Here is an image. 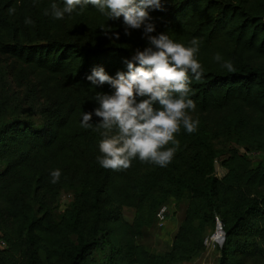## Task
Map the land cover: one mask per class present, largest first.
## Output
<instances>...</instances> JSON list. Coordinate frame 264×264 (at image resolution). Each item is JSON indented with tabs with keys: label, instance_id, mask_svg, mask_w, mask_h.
Segmentation results:
<instances>
[{
	"label": "trees",
	"instance_id": "16d2710c",
	"mask_svg": "<svg viewBox=\"0 0 264 264\" xmlns=\"http://www.w3.org/2000/svg\"><path fill=\"white\" fill-rule=\"evenodd\" d=\"M52 3L64 6L0 0V264L189 262L205 251L215 217L224 231L215 264H264V0H166L165 11L150 10L153 35L201 41L204 72L189 96L199 123L194 133L181 125L166 167L136 158L121 171L96 159L99 118L80 126L97 93L112 91L86 77L97 66L125 71L123 60L147 41L142 29L125 35L122 18L92 5L56 20L45 15ZM170 202H185L183 217L169 247L151 250L138 238ZM124 208L133 209L131 220Z\"/></svg>",
	"mask_w": 264,
	"mask_h": 264
},
{
	"label": "clouds",
	"instance_id": "9594fccd",
	"mask_svg": "<svg viewBox=\"0 0 264 264\" xmlns=\"http://www.w3.org/2000/svg\"><path fill=\"white\" fill-rule=\"evenodd\" d=\"M63 3L62 8L52 3L45 9V15L62 20L66 14L70 16L77 9L82 13L87 5H92L108 19L122 18L125 35H130V30L142 29V38L147 41L143 49L137 48L130 59L123 60L125 71L117 70L113 76L103 66H97L86 77L95 87L107 84L112 89L111 93L98 92L94 98L98 106L83 112L80 121V126L88 129L93 127V115L99 118L95 123V130L102 137L98 142L101 153L96 157L98 163L102 168L121 171L138 158L166 167L176 152L175 147L166 146L178 145L175 134L181 125L188 133H194L199 123L189 115V111L196 109L189 96L192 80H201L204 72L196 58L201 41L194 37L185 46L165 32L152 34L156 28L150 10L165 11L166 0H63ZM15 11L14 7L8 8L9 15ZM24 22L33 24L27 17ZM213 59L222 62L221 66L229 73L235 72L233 63L223 60L219 53ZM50 175L51 183L55 184L61 171L54 169Z\"/></svg>",
	"mask_w": 264,
	"mask_h": 264
},
{
	"label": "rangeland",
	"instance_id": "374dc122",
	"mask_svg": "<svg viewBox=\"0 0 264 264\" xmlns=\"http://www.w3.org/2000/svg\"><path fill=\"white\" fill-rule=\"evenodd\" d=\"M252 158L255 159L257 157L252 155ZM215 171L218 177L222 176L225 172V170L220 167L219 162L215 163ZM67 198L68 196L63 194L60 209L65 206ZM168 208L172 213H169L163 226L158 225L155 220L150 227L143 230V234L138 238L139 243L154 251H163L169 247L173 235L178 228L179 222L183 217L185 202H180L175 205L174 202H170V207ZM133 215V209L124 208V217L127 220H131ZM218 257L219 252L217 248L209 246L208 248H205V251L202 254L198 255L191 261L178 264H215Z\"/></svg>",
	"mask_w": 264,
	"mask_h": 264
},
{
	"label": "built area",
	"instance_id": "2783aa9c",
	"mask_svg": "<svg viewBox=\"0 0 264 264\" xmlns=\"http://www.w3.org/2000/svg\"><path fill=\"white\" fill-rule=\"evenodd\" d=\"M168 213V206L167 205H161L158 210L155 213L156 222L158 225L163 226L165 223ZM223 240V231L221 228V223L218 217H215V227L212 233L206 235L204 237L203 243L205 245V248L211 247H217L220 246ZM0 246H4V242L0 241Z\"/></svg>",
	"mask_w": 264,
	"mask_h": 264
},
{
	"label": "water",
	"instance_id": "95a60500",
	"mask_svg": "<svg viewBox=\"0 0 264 264\" xmlns=\"http://www.w3.org/2000/svg\"><path fill=\"white\" fill-rule=\"evenodd\" d=\"M223 231V230H222ZM223 241H224V231H223ZM223 241H222V243H223ZM222 245V244H221Z\"/></svg>",
	"mask_w": 264,
	"mask_h": 264
}]
</instances>
